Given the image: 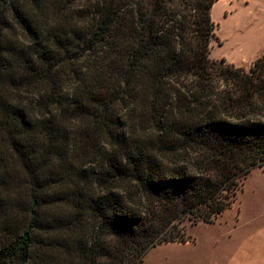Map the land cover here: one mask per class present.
Masks as SVG:
<instances>
[{"label":"trees","instance_id":"1","mask_svg":"<svg viewBox=\"0 0 264 264\" xmlns=\"http://www.w3.org/2000/svg\"><path fill=\"white\" fill-rule=\"evenodd\" d=\"M216 1L0 0V264H140L233 206L264 167V53L211 58Z\"/></svg>","mask_w":264,"mask_h":264},{"label":"rangeland","instance_id":"2","mask_svg":"<svg viewBox=\"0 0 264 264\" xmlns=\"http://www.w3.org/2000/svg\"><path fill=\"white\" fill-rule=\"evenodd\" d=\"M57 1L65 8L88 15L93 13L98 2V0ZM211 15L217 23L215 35L211 40V58L219 60L225 57L227 62L233 63L235 67L250 68L264 50V0H219L215 2ZM77 160L73 159V162L79 166L83 165L88 170H95L98 167L96 160L88 158ZM15 162L12 158L9 161L13 166H16ZM19 173L23 176L22 171ZM89 179L84 184L83 191L87 194L99 191L98 183L91 177ZM243 182L236 202L225 210L220 220L212 224L201 222L193 226L192 221L186 218L185 228L192 235V240L187 243L166 242L155 245L147 251L140 264H224L231 260L235 253L233 246L238 242L236 233L245 232L248 238L254 230L264 227V167L253 169ZM25 183V180L24 183L20 181L22 186ZM76 188L70 181L57 191L59 195L67 198L73 197L71 191ZM71 206L69 202H65L55 211L64 214L70 211ZM248 240L239 244L251 242V239Z\"/></svg>","mask_w":264,"mask_h":264},{"label":"crops","instance_id":"3","mask_svg":"<svg viewBox=\"0 0 264 264\" xmlns=\"http://www.w3.org/2000/svg\"><path fill=\"white\" fill-rule=\"evenodd\" d=\"M260 53H264V50L263 52ZM224 212L216 219V221L221 219ZM240 234H242L243 237L242 236L240 237ZM236 236L238 237L236 239V241L238 242L236 243L235 246H233V250H235V253H233L232 259L229 261L227 260V263L224 264H264V227H260L259 229L254 230L250 234V236L248 235L249 236L248 238H246V233L245 232L242 233L241 231L237 232ZM248 239H251V242L247 244L246 243L239 244L240 242H244L245 240L247 241ZM181 243H187V242H181ZM237 251H239V253H237Z\"/></svg>","mask_w":264,"mask_h":264}]
</instances>
